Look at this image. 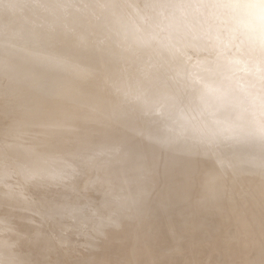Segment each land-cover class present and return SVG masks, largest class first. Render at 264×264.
Listing matches in <instances>:
<instances>
[{"label": "bare ground", "instance_id": "bare-ground-1", "mask_svg": "<svg viewBox=\"0 0 264 264\" xmlns=\"http://www.w3.org/2000/svg\"><path fill=\"white\" fill-rule=\"evenodd\" d=\"M44 1L0 0V53L21 65L24 72L13 63L28 79L14 81L40 79L39 87L45 78L46 90L57 84L52 81L60 69L61 77L71 71L82 74L79 79L90 71L78 86L70 80L77 89L65 84L64 94L60 86L69 78H60L58 97L34 85L17 100L13 96L12 103L28 107L23 115L2 116L8 120L0 126V264H110L122 251L123 264H157L181 256L187 258L180 264L262 261L261 246L252 263L245 247L264 237L250 217L260 210L264 219V61L244 64L241 56L231 62L227 54L240 36L245 58L261 55L264 60V0H153L155 20L146 14L147 6L142 8L150 25L131 15L138 19L134 25L144 28L136 33L134 25L130 31L119 22L125 17L118 20L124 8L119 11L117 5L124 7V0L114 4L117 16L109 9L116 0H106V16L99 12L101 2L100 8L107 4L103 0ZM136 9L125 13V20L131 12L141 13ZM186 9L190 17L183 23ZM98 12L104 14L101 19ZM144 14L138 17L146 19ZM236 26L243 33L236 34ZM106 27L109 41L96 43L94 37ZM223 27L230 31L226 37L220 34ZM88 29L96 33V46ZM72 33L78 36L70 40ZM58 42L61 47L52 52ZM206 42L213 50L210 60L190 65L188 54ZM87 45L100 56L88 53ZM84 51L94 59L86 55L88 68ZM214 67L223 71V81ZM85 182L89 186L82 192ZM234 196L243 206L236 218L227 214ZM155 206L170 218H160ZM88 220L94 221V235L80 259L73 260L60 246L70 244ZM228 221L232 240L226 237Z\"/></svg>", "mask_w": 264, "mask_h": 264}, {"label": "rangeland", "instance_id": "rangeland-1", "mask_svg": "<svg viewBox=\"0 0 264 264\" xmlns=\"http://www.w3.org/2000/svg\"><path fill=\"white\" fill-rule=\"evenodd\" d=\"M103 1H106V0H103ZM107 1L109 2V4H111V3L113 2V5L110 6V5L108 4ZM107 1H106V2H107L108 5H107V4H104V5L102 6V8H100V7H101V5H102L104 2H101L102 4H100L99 12H100L101 9H102V11H101L102 13H104V12L107 10V12H109V14H110V11H111V12H113V13L115 12V14H116V16H117L118 11H117V9L115 10L114 7H116L115 5H117V3H118L119 0H116L117 2H114V1H112V0H107ZM111 1H112V2H111ZM124 1H126V0H124ZM124 1H123V5H124V7L121 6V3L117 5L118 10L120 9V7L124 8V9H123L124 12H123V10H122V12L120 11L122 8L119 10L120 13L118 14V15H119L118 20H119V19H124V17H125V19H126L127 14L125 15V13L130 12V11L132 10V8H135V9H136L137 6H138V5L140 6L141 4H142V5H141L142 7H139V8H141V10H142V8H144L145 6H147V7H145V9L151 11V12L148 11V13L146 12V14H149V15H150V14H152L153 12L156 11V7H154V6H155V2H154L153 0H127L125 3H128V6H129V7H128L126 4H124ZM44 2H45L44 0H37L36 3H37L38 5H42V4H44ZM129 3H130L131 5H130ZM148 3H150V4H148ZM114 4H115V5H114ZM106 5H107V6H106ZM125 5H126V6H125ZM143 5H144V6H143ZM108 6H110V8H109L110 11H108ZM103 7H104V8H103ZM111 7L114 9V11L111 10ZM126 7H127V8H126ZM130 7H131V8H130ZM149 7H150V9H149ZM153 7H154V8H153ZM106 8H107V9H106ZM125 8H126L128 11H127ZM129 8H130V9H129ZM139 8H138V10L140 11ZM135 9H134V10H135ZM145 9H144V10H145ZM152 9H153V10H152ZM125 10H126L127 12H126ZM129 10H130V11H129ZM134 10H132V11H134ZM136 10H137V9H136ZM138 10H137L136 12H138ZM144 10L140 11L141 13H137V16H136L135 13H132V12L129 13L130 15L128 14V18L130 17V19H131V21H132L133 24H132V23H131V24L128 23V22L130 21V19H129V21H128V20H125V19H124V20H119V22H123V21L125 22V21H126L125 23L123 22V23H121V24L123 25V27H124V25L126 24L125 26L127 27V30H129V28H131L130 31H132V30H133V29H132L133 26H131V25L136 24V23H134L135 19H137V18L139 19V20L137 19L138 21L136 20L138 23H141L140 20H142L144 23L141 24V25H143V26L146 25V24H145L146 22H147V24H149L148 22H151V17H152V20H155V19H156V16H157L156 12H155V14H156L155 17L153 16V15H155L154 13H153V15H150L151 17L148 15V17H149V19H150V20H149L148 17L144 14V12H145ZM186 10H187V9H186ZM103 11H104V12H103ZM152 11H153V12H152ZM99 12H98V15L96 14V17H97V16L99 17L100 15L102 16V15H104V14H105L104 16H106V14L108 15V13H104V14H101V13H100V14H99ZM116 12H117V13H116ZM142 12H143V14L147 17L146 19L143 18L144 20L139 18V17H142V16H143V15H141ZM186 12H187V13H186ZM121 13H122V14H121ZM123 13H124L125 16L123 15ZM132 14H134L133 17L135 16V17H137V18H135V19L132 18V17H131ZM138 14H139L140 16H139ZM120 15H121V17H120ZM122 15H123V18H122ZM101 16L99 17L100 19H101ZM104 16H103V17H104ZM138 16H139V17H138ZM103 17H102V19H103ZM143 17H144V16H143ZM180 17H181L182 22L185 23V22L189 19V17H190V11H189V10L184 11V12L180 15ZM128 18H127V19H128ZM159 18H160V17H159ZM2 19H3V18H2ZM147 19H148V20H147ZM89 20H90V19H89ZM89 20H88V22L86 23V24H87L86 26H88ZM103 20H104V19H103ZM136 21H135V22H136ZM152 22H153V21H152ZM152 22H151V23H152ZM0 23H1V22H0ZM1 24H2V23H1ZM1 24H0V25H1ZM54 24H56V20H55L53 23H51L52 26H53ZM89 24H90V23H89ZM127 24H128V25H127ZM180 24H181V23H180ZM51 25L48 26V27L51 28V27H52ZM129 25H130V26H129ZM137 25H138V24H137ZM149 25H150V24H149ZM128 26H129V27H128ZM147 26H148V25H146L145 27H147ZM234 26H235V25H234ZM234 26H233L232 28H234ZM126 27H124V28L126 29ZM134 27L137 28V29H136V28L134 29V30H135V31H134L135 33H136V31H137V32H140L141 30H142V31L144 30V28L142 29V26L139 27V26L134 25ZM138 27L141 28V29H138ZM105 29H106V32H105L104 30H103V31H104L106 34H105V33L102 34L101 32H103V31H101L100 33L98 32L97 34L95 33L96 35H98V38H99V35L102 36V37H100L102 40L99 38V42L96 41V39L98 40V38H97V36H95L94 32L91 33L90 30L88 29V30H89L88 32H90V33H88V34H89V35H90V34H93V35H90V36H91V37H90L91 39L95 36L94 39H95V42H96V43H98V44H99V43L104 44V42L106 43V41H109V40H107V39L110 37V35H109V37H108L109 31H107V30H108L107 27H106ZM235 29H236V30H235ZM235 29H234V32H236V34H237V33H243V32H242V28H241L240 26H236ZM138 30H140V31H138ZM91 31H92V29H91ZM142 31H141V32H142ZM107 32H108V34H107ZM229 32H230V31H229V29H228L227 27H223V28L220 30V34H221L223 37L228 36ZM89 35H88V36H89ZM103 35H104V38H103ZM105 35H107L108 38H107ZM59 36H60L59 33H58V34H54V38H58ZM77 36H78L77 34L72 33L71 35L68 36V39L72 40V39H75ZM105 37H106V39H105ZM88 38H89V37H88ZM242 38H243V37H242ZM242 38H241V40H240V36H239V40H240V42H239V40H238V43L235 44V47H234L233 50H230V49L228 48L229 54L226 53V54L229 56L228 59H229L230 61L232 60L231 62H233V61H235L236 59H239V58L242 56V57H244V59L246 60V61L243 60V61H244V64H246V63L248 64V63H250V62H254L255 65H257V66H258L259 64L261 65L262 62L264 61V60H263V57H262L261 55H259L258 57H256L255 59H253V60H251V61H248V59L245 58V56H244V54H245V49H244V43H243V39H242ZM103 39H105L106 41H105V40L103 41ZM109 39H110V38H109ZM100 40H101V41H100ZM93 41H94V40L92 39V41H91V42H92L91 46H93V44H94V45L96 44V43H93ZM102 42H103V43H102ZM61 43H62V42H58L57 45H55L54 47H52V48H53L52 52H56V51L58 50L59 46L61 47V45H62ZM98 44H97V46H98ZM101 44H100V46H101ZM91 46L89 47V46L87 45L86 47H87V48L89 47V49H87L88 51L86 50V48H85L84 50H86L88 53L92 52V54H93V51H90V50H91L90 48H92ZM95 46H96V45H95ZM101 47H102V46H101ZM96 48H99V49L102 51V48H100L99 46L96 47ZM96 48H94V49L96 50ZM1 49H2V48H1V46H0V50H1ZM92 50H93V49H92ZM95 50H94V54H95V53H98V56H100V55H99V54H100V51H99V50H96V51H95ZM86 51H84V52H85V57H84V55H83V57H84V59H85L84 61L86 62V64H85V62H84L83 65H84V66L87 65L86 68H88V64H89V63L87 64L86 57H87V56H90V57H91V61H92V63H93V60H94V59H92V58H93V55H94V54H93V55H92V54H91V55H90V54L87 55L88 53H87ZM89 51H90V52H89ZM98 51H99V52H98ZM49 52H51V51H49ZM84 52H82V53L84 54ZM1 53H2V54H1ZM1 53H0V54H1V55H0V56H1V57H0V60L2 59V60H1V63L3 62V63L7 66V65H8L7 63H8V62L10 63V60H8L9 56L7 57V54L5 55V52H4V51H2ZM47 53H48V52H47ZM212 53H213L212 48L210 47L209 43L206 42V44H205L204 46H200V48H198L197 51H193V52H191L190 54H188V58H189V59L187 58V62H189L190 65H194L195 62H196V63L199 62V61H198L199 59H201V62H204V61H206V60H205L206 57H207V59L211 58L210 56L212 55ZM86 55H87V56H86ZM3 56H4V57H3ZM94 56L97 57L96 54H95ZM213 56H215V55L213 54ZM213 56H212V58H213ZM2 57L5 58V59L3 60ZM215 57H216V56H215ZM215 57H214V58H215ZM203 58H204V59H203ZM9 59H11V58H9ZM87 59H88V58H87ZM202 59H203V61H202ZM257 59H258V60H257ZM11 60H12V61H11L10 64H11L12 66H7V67H8L7 69H6V66H5L3 63H2V65L0 64V66H2V67H0V78H2L1 76H4V75L9 74V73H7V72H9L8 69L10 68V70H11V71H10V72H11L10 75H9V76H4V79H5L6 77H11L10 79H12L11 81H10L9 78H6L5 80H4V79H1V80H0V84H1V82H2V84H3V86H2V85H1V86H2V87L5 86V88H2V87L0 86V88H1L0 91L3 90V92H0V93H1V98L3 97L2 94H4V97L2 98L3 100L0 98V101H1V102L3 101V102H2L3 104L0 105V113L2 114V115H0V116H1V117H0V119H1V121H0V124H1V125H0V126H1V127H2L3 124L5 125V124H6L5 122H7V120H8L7 116L5 115L6 118H5V122H4V119H3V117H4L3 114H4V113H8V114L13 115V116H21V115H23V114L27 111V109H28V107H27L26 105H21V106H19V105H15L14 103H12L13 100H14V98H15V97H13V96H18V97H16V99H15V100H17V99L20 97L19 94H22V95H23V93H26L27 91H29V90L32 89V88H35L37 85H39V84H37L38 81H41L40 79H37L38 77L36 78V77L34 76V81L37 79V80H36L37 83L34 82V84H32V83H31V80H32V79H31V80L29 79V80H30L29 82L27 81V83H30L31 85H30V84L23 83V82H20V80L23 81L24 79H26V80H28V79H27L26 77L22 76V75L25 74V73H22V72H24V71H23L22 67H20L21 65L17 64L15 61H13V59H11ZM209 60H210V59H209ZM4 61H5V62H4ZM6 61H7V62H6ZM207 61H208V60H207ZM214 61H215V60L212 59V61H211V62H212V65L214 64V63H213ZM88 62H90V59H88ZM211 62H206L205 64H208V63H211ZM13 63H15L18 67L15 66V64H13ZM90 63H91V62H90ZM92 63H91L90 65H92ZM13 65H14V69H13ZM83 65H82L83 70H82V68H81V71H83V74H84V73H85V72H84V71H85V70H84L85 67H83ZM90 65H89V67H90ZM188 65H189V64H188ZM190 65H189V66H190ZM260 65H259V66H260ZM3 66H4V67H3ZM209 66H211V65L209 64ZM16 67H17V69H19V68L22 69V72H21V70H20V72H21L22 74L19 72V70H16ZM3 68H4V70H3ZM58 68H59V67H58ZM86 68H85V69H86ZM188 68H190V67H188ZM1 69H2V70H1ZM55 69H57V67H56ZM88 69H89V68H88ZM88 69H87V71H86V74H87V73L89 74L88 71H90V70H88ZM208 69H209V67H208ZM213 69L216 71V73L219 72L218 70L215 69V67H214ZM5 70H7V71H5ZM58 70H59V69H57V71H58ZM4 71L6 72V74H5V73H1V72H4ZM12 71H13L14 73H15V72H16V73L19 72L21 75L18 73V75L16 76V73L13 74ZM57 71H56V72H57ZM66 71H67V70H65V72H64V70H63V74L66 73ZM173 71H174V69H173ZM178 71H179V70H178ZM56 72H55V73H56ZM60 72H61V74H59ZM69 72H71V71H68V73H69ZM222 72H223V71L219 72L221 75H220L219 73H217V78H218V80H219L220 82L223 81V78H222V77H223ZM68 73H67V74H64V77H63V76L61 77V75H62V69H60L59 72L57 73V74H59V76H60V77H59V76L57 77L60 81L55 77V79H54L55 81H54V83H53V81H52V84H55V83H57V84H55L54 86H53V85H52V86H49L50 83H48L49 89L45 88L46 90H44V87H45V86L43 87L42 82L44 83V85H46V87H47V84L45 83V81H43V80H45V78L42 77V78H44V79H43L42 82L40 83V86H39L40 88H39V87H36V89H37V88H38L37 90H39V89L42 90V89H43V90H42L43 93L46 92V91L48 90V91L46 92V93H48V95H47L46 93H44V94H46L47 96H50V94L52 95V93H57V94H53V96L56 95V96L58 97V95L60 96L61 93L64 94V93L67 92L68 89H66V85H65V84H67V88H68L69 85L72 83L71 81L73 80V78H75V79H74L75 81H73L72 84H74V82H76V83H78V84L75 83V85L78 86V85H80V83L83 81V78L85 79L86 77L88 78V76H89V75L87 74L86 77H83V78L79 79V78L81 77L82 74H81L80 77H79V76H77L75 73H72V72L69 73V74H68ZM216 73H215V74H216ZM11 74H12V76H11ZM57 74H55V75H57ZM72 74H73V75H72ZM68 75H69L70 77H71V75L74 76V77H71V79H70V77H69ZM18 76H20V77H18ZM25 76H27V75H25ZM84 76H85V75H84ZM219 76L221 77V79L219 78ZM14 77H17V78L20 79V80H19V79H15L16 82H18V80H19V82H20V83H23V85L26 84V85H25V88H26V86H28V85H29V87H31V86L33 85V87H31V88L28 87L27 89L22 88L21 86L18 87V85H19L20 83H18V85H17V83L14 81ZM21 77H22V78H21ZM65 77H67V79L69 78L68 83H67V81H64V83L62 82L63 79H64V80H67V79H65ZM76 77H77V78H76ZM78 77H79V78H78ZM28 78H29V76H28ZM30 78H31V77H30ZM32 78H33V77H32ZM35 78H36V79H35ZM60 78H61V79L63 78V79L61 80ZM87 78L85 79L86 81H87ZM56 79H57L58 81H57ZM2 80H4V81L6 82V83L4 82L5 85H4V83H3ZM26 80H24V82H26ZM70 80H71V81H70ZM76 80H77V81H80V82H77ZM85 80H84V82H86ZM7 81H8L9 83H8ZM56 81H57V82H56ZM13 82H15V83H13ZM32 82H33V81H32ZM59 82H60V85H61L62 83H63V84L60 86V85H59ZM65 82H66V83H65ZM70 82H71V83H70ZM84 82H83V83H84ZM10 83H12L11 86L9 85ZM13 84H14V85L16 84L18 88H14L15 90L10 89V88H13V87H14V86H12ZM36 84H37V85H36ZM6 85L9 86V87H7V89H6ZM16 85H15V87H16ZM20 85H22V84H20ZM23 85H22V86H23ZM34 85H35V87H34ZM50 85H51V84H50ZM57 85H59L60 87L63 86V89H64V90H62V92L59 93V94H58L57 91H59V89H60V91H61L62 88H59V86L57 87ZM75 85H70V87L73 88L72 86H74V88L77 89V86L75 87ZM23 87H24V86H23ZM41 87H42V88H41ZM53 87H55V88L57 87V88H59V89H57V88L55 89V88H53ZM8 88H9V89H8ZM51 88H52V89H51ZM74 88H73V89H74ZM54 89H55L56 92L54 91ZM5 90H6V91H5ZM23 90H26V91L24 92ZM49 90H53V92H51V91H49ZM65 90H66V91H65ZM60 91H59V92H60ZM63 91H65V92H63ZM16 92H17L18 95H17V94L15 95ZM49 92H51V93L49 94ZM22 95H21V96H22ZM53 96H52V97H53ZM56 96H55V97H56ZM12 97H13V98H12ZM50 97H51V96H50ZM6 98L8 99V101H7ZM4 99H5L6 101H5ZM11 100H12V101H11ZM9 101H10V102H9ZM5 102H6V103H5ZM8 102H9V103H8ZM171 111H172V110H169V113H170ZM169 113H168V114H169ZM203 113H204V115H205V112H203ZM203 113H202V114H203ZM172 114H173V113H170V116H171ZM204 115H203V117H204ZM2 116H3V117H2ZM200 117H201V115L199 116V118H200ZM199 118H197V119H199ZM201 118H202V117H201ZM201 118H200V119H201ZM3 122H4V123H3ZM2 123H3V124H2ZM4 125H3V126H4ZM1 127H0V128H1ZM150 129H152V128H150ZM0 139H2V137H1ZM1 141H2V140H0V142H1ZM1 143H2V142H1ZM1 143H0V144H1ZM146 145H147V146H151L152 143H148V144H146ZM115 177H116V176H115ZM88 186H89V182H85V183H83L82 186H81V191H82V192H85V191L88 189ZM113 198H114L115 201L123 200V197H122V196L117 197V198H115V196H114ZM143 198H144L145 200L149 201V198H148L147 196L143 195ZM235 198H236V196H234V198L231 200L232 203H231V205L229 206V208H228V210H227V214H229V216L232 217V218H236V217L241 213V211L243 210V206L240 205V204L237 202V200H236ZM254 200H255L256 202H260L261 198H260L259 196H258V197L256 196V197H254ZM237 203H238V204H237ZM158 208H160V207L155 206V209H156V210H159ZM160 210H161V211H160V218H164L165 216H166V217L169 216V215H168V211L166 212V210H165V209H162V208H160ZM250 217H251V219H253V221H254V223H255L256 231H257L258 233H262V234H263V233H264V219L261 218V211H260V210L255 211L254 213H252V214L250 215ZM169 218H170V216H169ZM169 222L174 224V223H176V220H175L174 218H173V219H169ZM112 226L114 227L115 225H109V226H107V227H112ZM228 227H229V228H228ZM227 228H228V233H227V236H226V237H227L228 239L232 240L231 238H234V237H231V236H234V233H235V232H234V230H233L232 228H230V221H228V223H227ZM172 234H173V233H172ZM172 234H170L168 237H169V238H171V237H175L176 233H174L173 235H172ZM93 235H94V221L88 220V221L84 222L83 224H81V226H80V228H79V231H78L77 233H75V234L72 235V237H71V239H70V244H62V245L60 246V249H61V251H62L65 255H69L73 260H78V259H80V257H81V255H82L83 251H84L85 248H86V245H87L88 241L90 240L91 237H93ZM119 237H122V236H119ZM245 238H246V235H243L241 240H242V241H245V240H246ZM258 243H259V244H258ZM201 244L204 245L203 242H202ZM246 244H247V245H246ZM246 244H245V245H246L245 249H246V248H247V249H250V250H247V249H246V253H247V258H246V259H247V262L249 261L250 258H252V259H250V261H251V260L253 261V259L256 257L255 252L258 251L257 248L261 246V249H262V250L264 249V237H263V238H260L259 241H258V239H257L256 242L249 241V243L246 242ZM252 245H253L254 247H253ZM176 246H177L176 244L171 245V246L169 247V249H174ZM251 246H252V247H251ZM255 246H256V247H255ZM250 247L253 248V249H255V250L252 249V250H253V251H252ZM101 250H102V249H101ZM104 252H105V253H108V249L105 248ZM249 252H250V253H249ZM105 253H104V254H105ZM123 253H124L123 251H122V252H119V256H118V258L115 259V260H113L110 264H123L124 261H125V260H124L125 258H124V256H123ZM251 253H253V254H251ZM215 254H216V252H215L214 250H211V252H210V256L213 257ZM184 258H187V256H181V257H179V258H174V259H172V260H168V261H166V262H158L157 264H180L181 260L184 259ZM231 261H232V262H231ZM250 261H249V262H250ZM252 261H251V263H252ZM229 262H231V264H233V263H234V264H237V263H238L236 260H229ZM235 262H236V263H235ZM255 264H256V262H255ZM258 264H264V256H263L262 261H260Z\"/></svg>", "mask_w": 264, "mask_h": 264}]
</instances>
